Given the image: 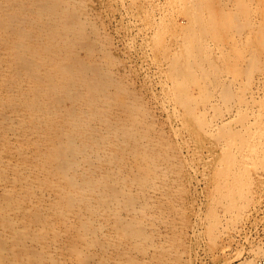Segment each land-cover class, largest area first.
<instances>
[{"label": "bare ground", "instance_id": "1", "mask_svg": "<svg viewBox=\"0 0 264 264\" xmlns=\"http://www.w3.org/2000/svg\"><path fill=\"white\" fill-rule=\"evenodd\" d=\"M116 1L162 100L107 30ZM149 1L0 0V264H191L196 223L214 243L219 209L243 212L264 164V0Z\"/></svg>", "mask_w": 264, "mask_h": 264}, {"label": "rangeland", "instance_id": "2", "mask_svg": "<svg viewBox=\"0 0 264 264\" xmlns=\"http://www.w3.org/2000/svg\"><path fill=\"white\" fill-rule=\"evenodd\" d=\"M131 1L132 0H123V3L124 4H128L129 2L131 3ZM149 1V0H148ZM167 0H150L149 2H152V3H154V5H156V6H159V7H163V4L166 2ZM121 2H119L118 4H117V1L116 2H113V10H111V12H112V15H109V14H111L110 13V11H106V10H104L103 12H102V15H103V20H104V22L106 23V24H108L107 25V30H108V32H110L111 34H112V36L115 38V40H117L118 42H119V44H120V41H121V44L126 40V41H129L128 43H127V45H129V50H131V51H129V57L130 56H132V57H130L131 59H130V62H131V64L133 65V66H135L136 68H138V67H140V68H138V70L140 71V73L141 74H145L146 76H147V79H150V80H148V81H146L147 82V84L149 85V87H148V89L151 91L150 93L151 94H149V95H152V97L153 98H155V97H157V98H155V100L157 99V101H159V100H162L161 98V96H162V94H161V89H160V91H159V88H160V85H161V83L163 82L162 81V78L156 73V71L154 70V66H153V64H151V62H152V60H151V58L149 57L150 56V51H149V47H146L145 46V44L144 43H146L145 42V39H144V36H143V34L144 33H147V30L145 31V29L143 28V25H141V22H140V20H139V18H137V16H133V15H131L130 16V14L129 15H127V14H125L124 12H123V10L122 9H120L121 8V6L119 5ZM129 3V4H130ZM158 3H160V4H158ZM116 6V7H115ZM118 7V8H117ZM118 9V10H116V9ZM116 10V11H115ZM106 12V13H105ZM119 14H118V13ZM120 12H122L121 14H120ZM174 14H173V13ZM172 12H167V13H165L166 15H169V17L170 18H173L176 22H178V23H184L185 22V18L184 17H182V15L180 16V14L179 13H177V11H172ZM176 12V13H175ZM105 13V14H104ZM114 13V14H113ZM107 14V15H106ZM159 13V11H158V14H156V18L157 19H166V17L167 16H165V14H160ZM109 15V16H108ZM121 15V16H120ZM123 15H125L124 16V18L123 19H121L122 18V16ZM171 15V16H170ZM106 16H108V18H106ZM174 16H175V18H174ZM126 17V18H125ZM133 17H135V18H137V19H135V18H133ZM160 17V18H159ZM112 18H114V19H112ZM128 18L130 19V20H128ZM107 19V20H106ZM110 19L112 20V21H110ZM119 19V20H118ZM117 20H118V22H117ZM108 21V22H107ZM115 21V22H114ZM120 21V22H119ZM125 22V23H124ZM129 22H131V23H129ZM133 22V23H132ZM140 22V23H139ZM111 23H112V25H111ZM114 23V24H113ZM117 23H119V24H117ZM121 23V24H120ZM126 23H129V24H126ZM137 23V25H135L134 26V24H136ZM139 23V24H138ZM117 26H116V25ZM125 24V25H124ZM122 25V27H120ZM128 25L130 26V27H128ZM114 26H116V27H114ZM125 26H127V27H125ZM132 26H133V28H132ZM117 27H119L118 29H115V28H117ZM137 27V28H136ZM109 28V29H108ZM126 28V29H125ZM136 28V29H135ZM114 29L116 30V31H114ZM131 29V30H130ZM112 30V31H111ZM125 30H127V31H125ZM139 30V31H138ZM142 31V33H140L141 31ZM144 30V31H143ZM123 33H122V32ZM128 31H130V33L131 34H129V32ZM136 32V33H135ZM138 32L140 33V34H138ZM117 33V34H116ZM120 33V34H119ZM126 33V34H125ZM135 33V34H134ZM138 34V35H137ZM118 35V36H117ZM125 35V36H124ZM117 36V37H116ZM126 36H128V37H126ZM130 36V37H129ZM134 36V37H133ZM126 37V38H125ZM133 37V38H132ZM132 40H131V39ZM135 38H137V39H135ZM128 39V40H127ZM133 42V44H137V45H133L132 44V42ZM144 40V41H143ZM124 42V43H125ZM136 42V43H135ZM141 42H143V43H141ZM142 44V45H141ZM139 46H140V48H139ZM131 47H133V49L131 48ZM144 49V50H142V49ZM147 48V49H146ZM146 49V50H145ZM134 50V51H133ZM140 50V51H139ZM138 51V52H137ZM143 51V52H142ZM143 54H142V53ZM133 53V54H132ZM135 53V54H134ZM140 54V55H137V54ZM149 53V54H148ZM132 54V55H131ZM145 54V55H144ZM149 56H148V55ZM134 55V56H133ZM148 57V58H147ZM132 58H133V60H132ZM138 60H137V59ZM142 58H144V59H142ZM146 59V60H145ZM149 59V60H148ZM134 60H136L135 61V63H134ZM141 60V61H140ZM138 62V63H137ZM146 63V64H145ZM135 64V65H134ZM136 64H137V66H136ZM139 64H141V65H139ZM142 65L144 66L143 68H142ZM149 65H151V66H149ZM147 66H148V68H147ZM152 68H153V71H152ZM150 69H151V71H150ZM142 70V71H141ZM149 73V74H148ZM153 73H155V74H153ZM148 74V75H147ZM152 74L154 75V76H152ZM159 76V77H157V79H156V76ZM148 77H150V78H148ZM154 77V79H152ZM146 79V80H147ZM155 80V81H154ZM159 81H160V83H159ZM153 82V83H152ZM157 85H156V84ZM152 84V85H151ZM154 84V85H153ZM152 87H153V89H152ZM158 87V88H157ZM157 92H159V93H157ZM158 94L160 95V96H158ZM148 95V96H149ZM155 95V96H154ZM157 95V96H156ZM160 97V98H159ZM264 163V162H263ZM262 166H263V169H262ZM257 169V170H256ZM255 170H254V172H253V178L256 180V183H254L253 185H251L250 186V184L248 185V186H246V188H244V194H245V198H243L242 200H241V202H245V207H244V209H243V212L240 214V215H238V216H240L239 218H238V216H237V220H231V218L232 217H234V215H233V213H229V212H224V210H222V209H219V214H221L220 215V218H221V224L218 226V228H217V234H216V236H215V239H214V243H211V240L210 239H208L205 235L203 236L202 234V229H203V227H201V223L199 224V222L198 223H196V220L194 221V223H196L197 225H195L194 226V235H193V237H192V239H189V241L190 240H192V242L190 241V243L189 244H191L190 245V252H191V256H189L190 257V259H191V264H243V262L245 261V260H248V259H251V258H253L254 256H253V253H254V251L256 250V246L258 247L257 249H264V187L262 186V185H264V179L262 180V179H260V178H264V164H262L261 166H258V168H256ZM259 169H260V171H259ZM259 172V173H258ZM197 174V173H196ZM195 174V175H196ZM257 174V175H256ZM200 175V173H198L197 175H196V178H197V182H195V191H194V198L196 199L195 201V207H196V209L197 208H199V209H197V211H199L198 213L201 215V216H203L202 218H204V211H205V204H206V202L207 201H205L206 199H205V197L204 196H206L205 195V193L203 192V189L202 188H204V186L202 185V182L201 181H199L200 179H201V176H199ZM260 176V178H258ZM252 186H254V187H252ZM258 188H259V191H258ZM263 188V189H262ZM257 191V192H256ZM202 192V193H201ZM202 196V197H201ZM199 198V199H198ZM202 200V201H201ZM199 201V202H198ZM201 201V202H200ZM253 201V202H252ZM239 203H240V200H239ZM252 203V204H251ZM251 204V205H250ZM198 206V207H197ZM251 207V208H250ZM203 212H202V211ZM253 210V211H252ZM254 212V213H253ZM236 213H237V211H236ZM203 214V215H202ZM230 214V215H229ZM249 214V215H248ZM223 215V216H222ZM200 216V217H201ZM248 217V218H247ZM226 218V219H225ZM242 218V219H241ZM250 218V219H249ZM225 219V220H224ZM247 219V220H246ZM249 219V220H248ZM252 222H251V221ZM233 221V222H232ZM242 221H244L243 222V224H242ZM245 221H249L248 223H246ZM225 223V224H224ZM235 223V224H234ZM237 224V225H236ZM239 224H241V225H239ZM198 225H199V227H198ZM222 225V226H221ZM239 225V226H238ZM243 226V227H242ZM242 227V228H241ZM225 230H224V229ZM237 228V229H236ZM222 229V230H221ZM218 230H219V232H218ZM233 230V231H232ZM237 230V231H236ZM229 231V232H228ZM196 232H201L200 234L199 233H196ZM219 233V234H218ZM190 234H193L192 232L190 233ZM203 237H202V236ZM218 235V236H217ZM197 236V237H196ZM222 236V237H221ZM198 237H200L199 239H198ZM223 238V239H222ZM201 239V240H200ZM227 239V240H226ZM206 240V241H205ZM225 240V241H224ZM203 241V242H202ZM218 241V242H217ZM222 241V243L220 244V242ZM224 241V242H223ZM199 242V243H198ZM193 243H194V245H193ZM196 243H197V245H196ZM217 243V244H216ZM260 243H261V245H260ZM200 245V246H199ZM249 245H251V248H250V246ZM254 245H255V248H254ZM197 246V247H196ZM192 247V248H191ZM199 250H198V249ZM195 249H196V251H195ZM251 249V250H250ZM250 250V251H249ZM195 252H197V255H196V253ZM251 254H250V253ZM196 255V256H195ZM194 257H196L197 259L195 260V258ZM260 258H262V257H256V258H254L253 260H255V262H256V260H260ZM222 260V261H221Z\"/></svg>", "mask_w": 264, "mask_h": 264}, {"label": "built area", "instance_id": "3", "mask_svg": "<svg viewBox=\"0 0 264 264\" xmlns=\"http://www.w3.org/2000/svg\"><path fill=\"white\" fill-rule=\"evenodd\" d=\"M256 264H264V258H261L260 260H258Z\"/></svg>", "mask_w": 264, "mask_h": 264}]
</instances>
